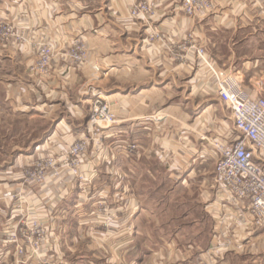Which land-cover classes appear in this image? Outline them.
Here are the masks:
<instances>
[{"label":"crops","instance_id":"0c3cea01","mask_svg":"<svg viewBox=\"0 0 264 264\" xmlns=\"http://www.w3.org/2000/svg\"><path fill=\"white\" fill-rule=\"evenodd\" d=\"M136 1L0 0V25H12L26 38L0 42V156L17 154L0 166L9 179L1 190L21 187L22 169L32 158L60 155L86 136L90 88H111L114 99L116 90H130L123 108H114L120 123L107 139L113 143L123 134L125 144L138 146L124 167L113 164L107 147L101 156L92 149L83 167L90 175L95 171L91 184L63 176L31 191L32 218L52 229L51 242L37 251L25 247L23 257L1 231L20 216L11 211L14 201L0 199V264H264V228L203 177L207 170L192 165L200 158L179 141L187 138L182 128L189 138L195 130L187 113L191 104L174 102L182 90L212 93L209 70L195 48H204L218 69L236 73L258 94L264 84V0H209L210 8L195 16L185 13L182 0H146L155 10L147 21L132 18ZM75 41L102 59V72L72 61ZM42 43L54 50L48 76L32 69ZM40 121L52 124L39 140ZM24 132L29 145L21 148ZM200 175L201 199L172 202L176 210L188 208L173 220L158 211L169 203L143 193L149 186L158 191L164 180L192 183ZM110 192L106 200L96 197ZM175 223L180 225L172 229Z\"/></svg>","mask_w":264,"mask_h":264},{"label":"rangeland","instance_id":"374dc122","mask_svg":"<svg viewBox=\"0 0 264 264\" xmlns=\"http://www.w3.org/2000/svg\"><path fill=\"white\" fill-rule=\"evenodd\" d=\"M209 3L210 8V2ZM147 3L154 10V6L146 0H138L133 3L132 9L138 5L139 3ZM183 7V0H182ZM207 8V9H208ZM184 9V7H183ZM206 9V10H207ZM204 10V11H206ZM202 11V12H204ZM132 12V10H131ZM155 12V10H154ZM201 13V12H200ZM154 16V13L146 18L144 21L150 20ZM133 18V17H132ZM134 19V18H133ZM9 30V32H7ZM9 38L15 39L18 43H24L26 38L24 35L18 33L14 26L12 25H0V42L6 41ZM47 47L51 49V61L50 64L46 67L41 66L40 64V53L41 49ZM82 52L85 55V59L83 62H76L73 58V53ZM69 57L72 61L78 65H90L95 71L102 72L104 68V63L102 59L95 55L94 52L89 49L87 44L81 41H75L71 48L69 49ZM54 56L53 47L48 43H42L38 46L37 50V61L35 62L32 69L44 75H49V68L52 64V59ZM234 73V72H233ZM236 74V73H234ZM237 75V74H236ZM118 93L117 99H114L111 95L115 93V91L110 89H88L85 91V110H84V132L86 136L83 139L74 141L65 152L63 151L59 154H40L35 158H32L28 161L24 168L22 169V181L21 187L17 190H1L0 188V199H10L12 202L14 201V205L11 207V211L15 212L19 215L18 221L13 224H7L3 226L1 229L2 233L10 234V242L15 244V247H31L39 250L40 248L48 245L51 242L50 234L52 232L51 228L46 226L47 224L43 222L40 218H32L34 215V205L30 202L29 194L36 188L44 187L45 184L50 180H55L59 177H69L74 178L79 184L82 182H86V184H91L92 178L95 174H88L87 171L83 170V167L86 164L87 157L90 154V151L95 150L96 154L101 156L103 155L104 150L106 151V147L108 151L115 154L113 158V164L116 166L124 167V159L125 157L131 158V155H134L138 149L137 142L135 143H124L123 134L121 135V139H117L115 142H110L108 134L111 130L116 128V126L120 123V119L116 115V110L114 109L117 105V108H123V98L126 93H129L130 90H116ZM175 92L177 90H174ZM202 91V90H201ZM198 90L196 95L188 94V91L182 90L181 97L179 100H174V102L179 103H190L191 106L188 107L187 113L190 115V123L195 124V130L191 131V138L188 137L190 133L188 129H181V135L185 134L187 136L186 139L184 137H180V146L183 151L186 153H191L195 158L199 157L198 161L192 165H196L200 168L207 170L206 175L197 176L195 181L192 183H187L185 181H180L177 184L170 183L167 180L163 181V186L157 191V187L152 189L151 186L148 187V190L143 192L148 199L151 200H159L165 201L169 203V207H161L158 209L160 215H164L166 220H173L176 215H182L188 208H184L182 206L181 210H176L172 207V202H179L183 205L190 204L189 201H195L201 199V177H207V179L214 180L216 184V174H215V166L216 161L219 155V149L217 148L218 144H224L227 142V139L231 137H236L237 134L234 130V122L231 114V110L227 109L225 105H222L217 99L215 93L212 91L210 93L208 90ZM177 93V92H176ZM103 95L105 98L107 107L109 108L111 114L114 116V121L112 123L98 122L96 124L91 122V116L93 110L95 108L97 102V96ZM113 98V99H112ZM121 101H119V100ZM172 101V100H171ZM25 123L24 121H22ZM52 121L45 122L40 121L36 124V135L39 136V140L41 139L40 135L48 131L51 127ZM24 131L25 127H22ZM51 130V129H50ZM27 132V131H26ZM24 132L21 135L20 146L21 148L28 147V136L27 133ZM39 134V135H38ZM87 142V150L85 154L76 158L71 155L72 148L75 144L81 142ZM41 144V142H39ZM37 144V145H39ZM9 143H5V150L9 154L11 151L8 149ZM21 155L25 153L23 150L21 151ZM0 156V166H4V163H9L13 160V156L17 154H10L8 156ZM55 160V165L50 164V160ZM23 160V159H22ZM72 161L76 163L73 164ZM100 166V165H99ZM139 167L144 168L146 164H138ZM209 170V171H208ZM5 169L0 167V172H4ZM123 177V176H122ZM6 179V175L0 173V184L4 185ZM9 180V179H8ZM8 180L6 183H9ZM217 185V184H216ZM10 188V187H9ZM121 189V188H120ZM120 191V190H119ZM118 191V192H119ZM89 192V191H88ZM118 192H113L116 194ZM94 191H90V195L92 196ZM111 192L108 195H103L99 193L96 197L106 200L110 197ZM195 203V202H193ZM184 208V209H183ZM102 210H106L107 208L102 207ZM157 210L156 208H153ZM180 212V213H179ZM178 213V214H177ZM200 212H198L195 216H200ZM193 217V214H192ZM180 224H171L172 229L175 226Z\"/></svg>","mask_w":264,"mask_h":264},{"label":"built area","instance_id":"2783aa9c","mask_svg":"<svg viewBox=\"0 0 264 264\" xmlns=\"http://www.w3.org/2000/svg\"><path fill=\"white\" fill-rule=\"evenodd\" d=\"M207 0H183L188 16H195L209 6ZM154 13L147 3H139L131 12L134 19L145 20ZM9 32V30H7ZM200 63L209 70L212 91L227 109L231 110L236 137L218 144V159L215 166L216 184L237 207L247 208L256 227L264 228V89L259 83L257 95H253L240 78L228 70L218 69L208 58L204 48H195ZM51 49L44 47L40 53V64L46 67L51 61ZM76 62H83L82 52L73 53ZM103 95L97 96V102L91 116V122L112 123L111 114ZM87 142L73 146L71 155L79 158L87 150ZM75 164V161H72ZM55 165V160H50ZM36 250V249H34ZM17 253L23 257L25 248L18 247Z\"/></svg>","mask_w":264,"mask_h":264}]
</instances>
